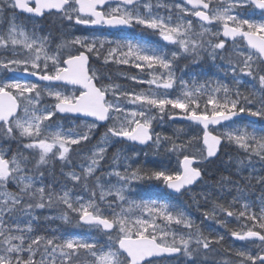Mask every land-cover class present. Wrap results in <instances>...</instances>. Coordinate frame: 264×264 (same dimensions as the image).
<instances>
[{
	"label": "snow or ice",
	"instance_id": "6c2138e0",
	"mask_svg": "<svg viewBox=\"0 0 264 264\" xmlns=\"http://www.w3.org/2000/svg\"><path fill=\"white\" fill-rule=\"evenodd\" d=\"M186 3L192 8L181 4L174 6L179 13L184 14L178 15L174 22L171 6H167L170 8L168 17L154 15L150 0H0V14L8 9L13 12L19 9L42 17L46 12L51 14L55 10L62 20L71 22L74 19L77 25H141L158 31L163 41L179 49L173 51L169 58L167 53L159 49L132 41H106L77 36L62 42L57 46V54L50 55L49 37H39L34 31L29 34L17 25L15 15L12 16L7 32H0V48L11 51L15 58L6 63L0 60V68L22 70L29 76L37 77L38 81H62L68 85H78L79 89L78 95H69L47 86L42 89L36 82L0 81V137L18 136L21 141H26L23 150L27 153L7 158L0 151V264H81L82 254L91 257L90 264H163L166 257L174 254L182 253L189 259L207 255L214 243L219 244L223 240L222 236H205L186 212L166 202L129 201L125 196V192L131 188L130 181L144 178L162 181L167 188L182 194V190L198 182L202 176L201 169L193 166L194 159L188 155H184L180 161V171L169 173L159 170L141 175L140 170H136L130 176L117 171L115 175L124 181V185L105 189L97 180L87 199L82 195L73 197L72 191L80 186L85 191L89 190V182L98 170L106 148L97 145L79 172L63 171L72 162L71 153L75 151L72 146L90 142L97 122L113 121L105 133V144L112 138L147 144L152 141V123L156 119L152 109H156L161 118L167 114L171 119L174 113L165 112L168 106L172 110H181L185 119L203 127L206 158L217 155L222 139L226 137L230 143L264 160V130L236 129L225 132L223 136L213 135L209 130L210 125L230 121L239 113L264 119V19L257 21L243 18L239 11L233 14L236 9L254 7L264 17V0H223L224 6H217L215 10L211 0H186ZM141 5L145 9L144 13L140 12ZM189 14L201 22L200 31L195 30L193 21H185L184 17ZM213 22L221 25V29L213 31L206 26ZM209 35L210 38L206 39ZM228 40L234 44L238 40L244 41L248 51L237 50L243 59L221 56V59L227 60V66H222L225 73L230 71L237 84L241 83L238 77L250 76L255 79L258 76L262 93L259 101L255 100L254 92L242 96L238 88L233 95L226 84L218 81L215 85L193 81L189 86L187 81L181 79L182 95L176 98L168 95L167 90L174 89L177 84L174 62L179 56L187 54L195 60L202 51L210 49L208 54L215 61L220 53L227 50ZM106 43L109 48L107 54L103 55ZM61 49H68L66 56ZM92 54L97 58L103 55L105 63L112 60L140 69L147 68L151 79H130L149 86L155 85L156 89L164 91H121L117 96L118 86H98L94 82L98 77L90 66ZM44 92L55 99L54 107H38ZM109 92L115 99L107 98ZM219 93H223V96ZM202 101L203 110L200 108ZM126 104L134 107L129 109ZM254 104L259 106H248ZM57 114L71 115L81 119L82 123L67 130L58 127L53 132L45 122L51 121ZM154 143L160 146L158 135ZM183 147L173 141L168 151L179 153ZM55 161L61 163V175L65 177V183L59 188L45 180V170ZM68 181L72 184L71 188L67 187ZM259 182L264 184V177ZM9 185H15L17 191H9ZM96 189L100 190L99 201L106 208L97 202ZM238 191L242 197L243 191ZM112 195L115 200H106V196ZM124 204L128 207H124ZM61 205L63 209L60 216L46 218H58L64 223H71L68 212L76 213L82 225L107 237V245L96 239L33 235V222L39 220L35 210L60 208ZM250 208L251 205L244 203L243 210L239 212V217L246 221L243 225L246 230H233L231 234L236 239L250 240L252 243L258 240L260 251L253 254L240 250L236 256L239 264H264V206L259 214L249 211ZM221 211L228 217L236 215L230 207H221ZM137 212L140 214L137 215ZM205 216L208 218L207 213ZM158 220L165 221V225L161 227ZM248 222H251V226ZM173 225L187 232L178 234L172 230Z\"/></svg>",
	"mask_w": 264,
	"mask_h": 264
},
{
	"label": "rangeland",
	"instance_id": "374dc122",
	"mask_svg": "<svg viewBox=\"0 0 264 264\" xmlns=\"http://www.w3.org/2000/svg\"><path fill=\"white\" fill-rule=\"evenodd\" d=\"M151 4H152V13L154 15H160V16H164V17H168L169 13H170V8L167 6H171V14L173 17V20L175 22L176 17L178 15L180 16H184L183 13H179L177 9H175V5L176 4H181L184 5L182 2L178 1V0H150ZM212 3V7L213 10L216 9L217 6L223 7L224 3L223 0H211ZM115 6V5H113ZM185 6V5H184ZM186 7V6H185ZM235 11H239L241 17L243 18H247L246 15H250L249 12H244L243 9H236ZM140 12L144 13L145 9L143 8V6L141 5L140 7ZM15 15L16 17V23L18 26L24 28L25 30H27L29 32V34H31L33 31L35 32V34L39 37H49V54L50 55H55L57 54V46L60 45L62 42L64 41H70L72 39H74L75 37L79 36V37H87L89 39H93V38H99L102 40H106V41H121L124 40L125 42L127 41H131V40H125L122 37H119L120 35H124L125 34H117L115 36H113L114 34H110L109 32H105L102 30H93V31H87L84 29L83 26L81 25H77L75 24V20L73 19V21L69 22L68 20H62L60 18V15H56V14H51L49 16H47L46 22H40L38 20H35L33 18H28L25 17L23 15H20L16 12H13V10L8 9L6 11V16L3 14H0V32L6 33L7 29L9 27V24L11 22V18L12 16ZM185 21L187 20H191L193 21V25L195 30L198 32L200 31V23L193 20L192 16L189 14L187 16L184 17ZM63 23L66 27L67 30L66 33H60L59 36H55L52 31H51V27L53 28L55 26V24H60ZM207 27H209L210 29H212L213 31H217L221 29V25L216 24L215 22H213V24L211 25H206ZM134 27H139L142 28L143 33L145 35H148L147 37L150 39V44H142L145 47H149V48H153V49H159V47L157 46L158 44H161L162 42L165 44L164 45V49L168 50H160L162 52H165L167 54L170 55L171 58V53L173 51H179V49L171 44H167L165 41L162 40V38L160 37L158 31H154L152 29H148L145 28L144 26L141 25H135ZM146 37V38H147ZM210 38L209 37H206ZM133 42V41H132ZM139 43V42H137ZM99 47V45H97ZM112 46H115L114 44ZM78 47V45L76 46ZM109 45L106 43L104 49L102 50L103 55L107 54ZM226 51L220 53V55H218L215 59V61H213L212 57L209 56L208 51H210V49L208 51H202L200 56L196 59V61H198V59H201L202 57H206L209 65L212 69H214L215 71H220V72H224V67H226L227 65H223L226 62V59H221V56L223 57H232L234 60L236 59H243V57L239 56V53L237 50H244V51H248L247 49L241 47L238 43L232 44L230 46H227L226 44ZM63 54H67L68 49H61L60 50ZM126 51V49H125ZM103 55L100 56V58H97L95 54L91 55V59H90V66L92 68L93 71L96 72L98 80L95 81V83H97L98 86L104 85V86H108V85H112V86H118V90L116 91V95L119 96L121 91H127V92H141L136 86L139 87H143L144 90L143 92H149V91H155V92H162L164 91L163 89H156L155 85L149 86L147 83H137L136 81L130 79V77H138L142 80H149L151 79V75L149 74V70L147 68L144 69H140V68H136L132 65L129 64H122V63H116L113 62L112 60H109L107 63L104 62V58ZM117 56H119V54H117ZM188 57L190 55L184 54L179 56L177 59L181 58V57ZM15 57H13V54L11 51L8 50H4L2 48H0V60L4 61L5 63L7 62V60L9 59H13ZM214 63V65H212ZM113 65V67L111 68H106L103 67V65ZM49 65H51V61H49ZM196 64H194L191 67H194ZM224 66V67H222ZM13 67L14 66H11ZM178 67V63L174 62V71H175V75L177 77V84L174 86V89H170L167 90L168 95L171 98H176L182 95V91L183 89L181 88L179 81L182 79L184 81H187L189 86L192 85L193 81H197L196 78L192 77V76H188L186 74L187 71L185 72H181L180 68L179 71L177 70ZM22 71V70H21ZM20 71V72H21ZM12 72H16V71H9L8 69L5 68H0V81H7V80H17L15 78H13V76L11 75ZM230 72V71H229ZM240 79V78H239ZM116 80V81H114ZM23 82V81H22ZM127 82L129 83H133L137 89H130L127 85ZM216 82L213 84L215 85ZM41 88L43 89L45 86L52 88L53 90H59L62 92H65L66 94H77L78 95V90L72 89V88H68V87H64V86H51V85H43L40 84ZM260 87V84H259ZM237 88V86H232L231 90L235 91ZM240 89V87H238ZM240 92L246 91V92H251V94L253 93V89H247L244 88L243 90H239ZM220 95V93L218 94ZM250 95V94H249ZM107 98L109 100L115 99V97L113 96L112 92H109L107 94ZM204 99L206 100L207 97H204ZM256 100V99H255ZM259 101V100H256ZM56 103L55 99L51 96H48L46 92L43 93L41 100H40V104L38 105V107H44L47 106L49 108L54 107V104ZM127 108L131 109L134 106L130 105V104H126L125 105ZM249 107H251L250 105H248ZM258 104H254L252 107H258ZM211 108V106H209ZM200 108L201 110H203L204 108V103L203 101L200 104ZM169 111H171L172 113L175 111H181L179 109H175L172 110L171 106H168L165 110L166 113H168ZM152 113L156 116V119L153 121L152 123V129H151V134H152V143L150 146H148L145 149H140L134 146H131L123 141L118 140L117 138H112L111 140H109L107 142V144L103 143L104 141V137H105V133L107 132L108 127H110L113 123L112 120L109 121L108 125L106 127H99L97 125V127L95 129H93L92 133H91V139L90 142H84L81 146H72L73 149H75V151H73L71 153V164H69L68 166H66L63 171L66 173L70 170H75L77 172H79L81 170V165L82 164H87L88 162V158L91 157V153L93 151L96 150L97 145H100L102 147L106 148V151L108 149L111 148H115V152L114 155L112 156L111 160H110V165L109 168L107 169L108 171H106L103 175L104 179H100L99 182L104 186L105 189L107 188H119L122 185H124V181L121 180L119 177H117L115 175V172L119 171L122 175L127 173L129 176L131 175V173L133 171L136 170H140L141 175H143L144 173H151L153 171H159V170H164L167 171L169 173L171 172H175V171H180L179 169V162L180 160L183 158L184 155H188L189 157L194 158L195 162H197L198 167L200 169H202L203 172H205L206 174H209L208 170H206L205 168H207V166L209 165L210 162H207L206 159L204 160L203 157L205 156L204 153V149L202 148L201 144H200V136H201V132L199 129H197L196 127L186 124V123H181V122H173L171 124L172 126V131L171 133H167L165 132V127H164V119L166 118V120H169V116L167 114L163 115L161 118V114L156 110V109H152ZM21 114L22 111H21ZM174 114H184L182 113H174ZM57 116L53 117V119L51 121H46L45 124L49 126L51 131H56L58 127H62L63 129L67 130L69 128H76L78 125H80L82 123V120L79 119H72V118H56ZM170 122V121H168ZM243 128H247L248 130L250 129L249 126H243L241 127L239 124L237 123H231L229 125H225L223 127H219L217 129H215V133L223 136V134L227 131H233L236 129H243ZM174 130V131H173ZM213 132V131H212ZM157 135L160 137V146L157 147V145L154 143V141L156 140ZM3 138V137H2ZM18 138V136H17ZM11 139V138H8ZM225 140L226 144H231L227 138H223ZM173 141L178 144V145H184L183 149L181 152H172V151H168V149H170L172 147V143ZM11 142V141H9ZM26 141H21L18 138V141L16 140V144H23ZM10 144H14L13 142H11ZM120 144V145H119ZM84 145H88L86 147H82ZM23 148V147H22ZM0 151H3L7 158H11L12 155H14V153H12V146H3L2 142H0ZM105 151V152H106ZM73 153H75V155H77V157H73ZM105 155V153H104ZM81 159H83L81 161ZM104 159V158H103ZM100 160L101 161H103ZM170 161V164H169ZM99 162V163H100ZM201 164V165H200ZM218 165L220 167H222L224 170L226 169H232L234 174H238L239 177H241L242 179L245 180L246 184H249L250 186H256L258 189H260V192L255 193V195L258 196H262V191L264 190V184L259 183L257 184L255 182L259 181L262 176L260 175H253V176H249L247 178H245L246 175H250L252 173V166L248 163H243L242 161L238 160L237 158H233L231 157L230 154H228V152H225V156L221 157L220 160L218 161ZM99 168V166H98ZM208 168H210L208 166ZM263 171H264V166L260 167ZM46 171V175H45V180L47 183L49 184H56L57 188L60 187V185L65 183V177L61 175V163L59 161H55L53 165H50L48 169L45 170ZM227 171V170H226ZM259 172V171H258ZM38 175V174H37ZM97 181H95L96 184ZM131 183V188L129 190H127L125 192V196L127 197V199L129 201H158V202H165V184L162 181H157L155 179H141V180H132L130 181ZM209 185V186H208ZM259 185V186H258ZM261 185V186H260ZM67 187L71 188L72 184L70 181L67 182ZM216 188V190H221L222 188H225L226 190H228V193L232 195V201H242V199L245 197V194L243 192V196L241 197V192L238 191V189L240 190H244V187L241 186L240 184L237 183H231L229 181H225L224 183L221 184H217L216 186H214ZM214 187L211 186V184H209L208 181L204 182V183H200L199 186L197 185L196 187H194L193 189L189 190L187 192V197L190 199H194L195 197H198V199L202 200V201H207L210 200L213 196V194L216 193V191L214 190ZM15 185H9L8 186V190L9 191H17V189H15ZM91 188L92 186H89V190L85 191L83 189L82 186L77 187L75 189H73L72 191V195L73 197L78 196V195H82L85 197V199H87L90 195H91ZM142 188H146V192H145V196H142L140 191ZM130 192H132L131 196H130ZM99 196H100V190L96 189V200L98 203L101 204V207L106 208V205L103 202L99 201ZM185 198V197H184ZM183 198V199H184ZM106 200L108 201H113L115 200V196H106ZM188 205H186L185 203H183L180 200H177V202H170L168 203L169 205H171L173 208L175 209H179L182 210L184 212H186L189 217L193 220L194 224L200 229V231L205 235V231L202 230V224L203 222L200 219L195 218L194 215H196V211H200L202 214H208V216H211L212 218H215L218 216V214L216 212H214L213 207H212V203H208V204H203V205H194L191 206L189 203V200L184 199ZM193 201V200H192ZM116 203H120L119 201H117ZM186 205L190 208H192V212H187L185 211L186 208H183V205ZM261 206V201L260 200H254L253 204L251 205V208L249 209V211H255L257 213L258 207ZM128 207V205H127ZM230 207V205H229ZM240 210H243V206H240ZM63 209V206H60V210ZM116 211H119V208H116ZM40 215H38V213H40ZM137 215H139L140 213L137 212ZM35 215L39 216V220L36 222H33V231L36 230L37 226H41L42 222H44V226L41 227V229L44 227L45 230H41L48 232L47 234L42 233L40 236H45L48 238H52L53 236L56 237H63V238H81V237H76V236H69L67 234L66 231L62 230L61 228H59L57 226V224L55 223L56 220H61V219H52L49 220L46 217L49 216H55L58 217L60 215H50L49 212H47V209H36L35 210ZM68 215L71 219V223H67V224H72L75 227L79 224V216L76 213L73 212H68ZM46 219V220H45ZM62 221V220H61ZM161 227H163L165 225V221L163 220H158L157 221ZM216 225H219V221H215ZM246 222L242 221L240 223L234 221V222H230V224L223 226V228L218 232H213L211 231L209 237H223V240L218 244L220 245L221 249H225V251L227 252V254H231V255H236V252L240 251V250H246L249 252H252L253 254L257 253L260 251V247H259V241L252 243L251 241L248 240H240L237 241V239L235 237L232 236V231H241V230H246L243 229V225ZM66 224V223H65ZM80 225V224H79ZM39 226V227H40ZM249 226H251V223L249 224ZM88 227H86L87 229ZM38 229V228H37ZM180 229V230H178ZM178 229H172L173 231H176L178 234L179 233H186L187 230L183 229L182 227H178ZM88 230H90L88 228ZM81 239H85V238H81ZM85 240H89V239H85ZM247 242V243H246ZM107 250V249H105ZM210 254L214 255V254H219L220 251L219 249H212L210 252ZM85 259V257H81V260ZM186 261H189L191 264H197L195 263L194 260L189 259L188 257H186ZM218 263V262H217ZM163 264H181L177 259H164L163 260ZM200 264V263H199Z\"/></svg>",
	"mask_w": 264,
	"mask_h": 264
},
{
	"label": "trees",
	"instance_id": "16d2710c",
	"mask_svg": "<svg viewBox=\"0 0 264 264\" xmlns=\"http://www.w3.org/2000/svg\"><path fill=\"white\" fill-rule=\"evenodd\" d=\"M4 15L6 16V12H4ZM40 22H46V20H42ZM62 30H64L63 32L66 33L67 27L63 24H55V26L52 28L51 27V31L55 36H59L60 33L62 32ZM62 32V33H63ZM170 58V55L167 54ZM176 63H178V67L177 70L181 72H185L188 70V72H186V74L190 77H194L197 79L198 83H211L214 84L215 82H219L223 84V79H222V75L223 73L220 71H215L214 69H212L209 65V62L207 60L206 57H202L201 59H198V61H196V59L194 60L192 56H186V57H181L179 59L175 60ZM194 67V64H196ZM103 67L106 68H111L113 67V65H103ZM116 81V80H114ZM127 85L130 89H135L138 91V89L140 91H143L144 88L143 87H139L136 86L133 83H129L127 82ZM211 108L209 107V110ZM173 113H182V111H175ZM169 120H166V118L164 119V127H165V132L167 133H171L172 131V126L171 124L173 122H168ZM102 130V128H101ZM174 131V130H173ZM16 140L18 141V138H11L8 139L6 137H0V142H2L3 146H12V153L14 154H19V153H23L24 155H27L26 152H24L23 150V144H16ZM13 142L14 144H10L11 142ZM120 145V144H119ZM88 145H84L82 147H86ZM225 151L228 152V154L231 155V157L233 158H237L240 160H243L245 163L251 164L253 167L252 173L250 175H246L245 178L249 177V176H253V175H260L262 177H264V171L260 168L261 166H264V160H262L259 156L253 155V154H249L247 152L244 151V149L238 147L235 143H231V144H226V146L224 148H222V153L220 155V157L216 160H213L210 162V164L208 165L210 167V169H212V175H205L203 177L204 180L209 181L212 185L211 186H216L218 184V182L220 183H224L225 181H229L231 183H237L240 184L241 186L244 187V194L245 197L242 199V201H232V195L228 193V190H226L225 188H222L221 190H216V188L214 187V190L216 191V193L218 194V200L215 202H210V200L207 201H202L200 199H198V197H195L194 199H190L188 197H185L184 199L189 200L190 201V205L194 206L196 205H203V204H208V203H212V207L213 209H215L216 213L218 214L217 217L212 218L211 216H208V218H206L205 214H202L200 211H196V215L195 218L200 219L203 224H202V230L205 231V236H209L211 231L213 232H218L223 228V226H226L228 224H230V222H246L243 218L239 217V210L241 209L240 206H243L244 203H246V201H248L250 203V205L253 204L254 200H260L261 201V206L258 207L257 210V214H259L260 209L262 206H264V201H262V198H264V190L262 191L263 197L262 196H258L255 195L256 191L260 192V189H258L256 186H250L249 184L245 183L244 179L239 178L237 175L238 174H234L232 169H229L228 171H224V169L222 167H220L217 162L220 160L221 157H223L225 155ZM115 152V148H111L108 149L105 152L104 155V159L103 161H101L99 163V168L96 171V173L94 174V176L91 178L90 182H89V186L94 187L95 186V181L100 180V179H104L103 175L105 177L106 174H104L106 171H108L107 169L109 168L110 165V160L112 158V156L114 155ZM73 157H77V155H75V153H73L72 155ZM83 159H81L82 161ZM207 166V169H208ZM259 171V172H258ZM260 181V180H259ZM256 181L255 182L257 184H259L260 182ZM145 192H146V188H142L140 193L142 196H145ZM91 193V192H90ZM132 192H130V196H131ZM193 200V201H192ZM173 202H177L175 199H173ZM183 203H185L186 205L187 202L184 201ZM183 205V208H186L185 211L187 212H192V208ZM230 205V209L236 213V215L232 216V217H228L226 215L225 212L221 211V207L224 208H229ZM124 207H127V204L123 205ZM47 212L50 213V215H61V210L60 208H53V209H47ZM40 213H38V215H40ZM46 220V219H45ZM219 221V225H216L215 221ZM55 223L57 224V226L59 228H61L62 230L66 231L67 234L71 237L76 236V237H81V238H85V239H96L99 240L101 242V244L103 245H107L108 243V239L106 236H104L101 232H97L94 230H88V228L86 229L85 227L81 226V225H77L76 227L72 224H65L63 221L61 220H56ZM249 224L251 222H248ZM40 226V225H39ZM37 226L36 230L33 231V235H41L42 233L47 234L48 232L42 231L41 230H45L44 227L41 229L42 226H44V222H42L41 226L39 227ZM172 229H178L177 226L173 225ZM180 230V229H178ZM113 235H115V233H113ZM219 249L220 253L219 254H210L209 252L207 253V255L201 254L197 257L192 258L191 260H194L195 263L197 264H239V258L236 255H229L227 254V252L225 251V249H221L220 245L214 243L212 245V249ZM85 257V259L81 260V264H90V260L91 257H88L86 254H82L81 257ZM37 259H39V257H37ZM177 260L181 263V264H191L189 261H186V256H184L183 254H181V256H179L177 258ZM218 262V263H217Z\"/></svg>",
	"mask_w": 264,
	"mask_h": 264
},
{
	"label": "water",
	"instance_id": "95a60500",
	"mask_svg": "<svg viewBox=\"0 0 264 264\" xmlns=\"http://www.w3.org/2000/svg\"><path fill=\"white\" fill-rule=\"evenodd\" d=\"M180 1H182V2H183L185 5H187L190 9L192 8L191 5H188V4L186 3V0H180ZM258 10H259V9H258ZM16 11H17L19 14H23V15H25V16H29V17H34V18H37V19H41V18L43 17V16H42V17H40V16H33L32 14L24 13V12H22V11L19 10V9H16ZM52 13H55V10H53ZM45 14H49V13L46 12ZM195 18H197V17H195ZM197 19H198V18H197ZM104 26L107 27V28H109V29H112V30H116V29H120V28H124V29L128 28V27H126V26H119V27H109V26H107V25H104ZM91 27H100V25H91ZM222 38H223V37H222ZM228 41H231V40H228ZM15 75H16L18 78H21V79H26V80H31V81H36V82L42 83L41 81H38V78H37V77L29 76L28 74H26V73H24V72H21V73H15ZM44 83L66 85V86H69V87H74V88H78V89H79V86H78V85H68V84H66V83H64V82H62V81H52V82H47V81H45ZM58 115L61 116V117H72V118H74V117L71 116V115H69V116H62L61 114H58ZM239 118H247L248 120H250V121H252V122H256V121H257V118H256V117H254V116H250V115H247V114H244V113H239L238 115L232 117V119H231L230 121L235 120V119H239ZM88 119L91 120L92 118H88ZM170 120H176V121H183V122L191 123V124H193V125H195V126L200 127L201 130L203 131V127H202L201 125H197V124H195L194 122L185 119V118H184V115H175V116H173ZM230 121H222L220 125L225 124V123H228V122H230ZM106 122H107V121L97 122V124L103 126V125L106 124ZM217 126H219V125H210V127H217ZM212 134H213V133H212ZM213 135H214V134H213ZM122 140H124V141H126L127 143H130V144H132V145L139 146V147H146V146H148V145L150 144V142H151V141H149L147 144H139L138 142H132V141H129V140H126V139H122ZM221 144H222V142H221ZM202 145L205 147V145H204V143H203V134H202ZM220 146H221V145H220ZM219 148H220V147H219ZM205 149H206V147H205ZM218 154H219V150H218L217 155L214 156V157H211V158H215V157H217ZM206 156H207V153H206ZM200 179H201V178H200ZM200 179H199V180H200ZM199 180H198V181H199ZM196 183H197V182H195V183H194L193 185H191V186H188L187 188L193 187ZM168 190H169L171 193H173V194H178V193L174 192L173 190H171V189H169V188H168ZM85 226H86V225H85ZM179 254H180V253H179ZM179 254H174L173 256H169V257H176V256H178ZM149 259H152V258H149Z\"/></svg>",
	"mask_w": 264,
	"mask_h": 264
},
{
	"label": "flooded vegetation",
	"instance_id": "af4514ba",
	"mask_svg": "<svg viewBox=\"0 0 264 264\" xmlns=\"http://www.w3.org/2000/svg\"><path fill=\"white\" fill-rule=\"evenodd\" d=\"M245 16H247V18H252V19H255L257 21H259L261 19H264V17H262L260 13H258V14H254L253 13L251 15H245ZM236 43H238L241 47L247 49V46H246V44H245L244 41L238 40ZM232 44H234V43L233 42H228L227 43V46H230ZM248 77H250V76H242L241 77V81H244ZM250 78L253 80V92L255 93V99L260 100L262 93H261V90H260V87H259V79H258V76L255 79H253L252 77H250Z\"/></svg>",
	"mask_w": 264,
	"mask_h": 264
},
{
	"label": "bare ground",
	"instance_id": "6f19581e",
	"mask_svg": "<svg viewBox=\"0 0 264 264\" xmlns=\"http://www.w3.org/2000/svg\"><path fill=\"white\" fill-rule=\"evenodd\" d=\"M259 186V185H258ZM261 186V185H260ZM259 188V187H258Z\"/></svg>",
	"mask_w": 264,
	"mask_h": 264
}]
</instances>
